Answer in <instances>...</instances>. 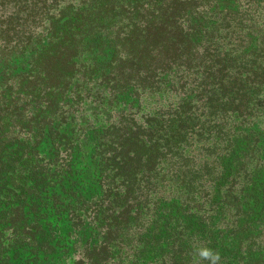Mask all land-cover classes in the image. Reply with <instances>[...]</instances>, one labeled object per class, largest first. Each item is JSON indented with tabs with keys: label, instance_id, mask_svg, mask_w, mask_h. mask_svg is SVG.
<instances>
[{
	"label": "trees",
	"instance_id": "trees-1",
	"mask_svg": "<svg viewBox=\"0 0 264 264\" xmlns=\"http://www.w3.org/2000/svg\"><path fill=\"white\" fill-rule=\"evenodd\" d=\"M201 246L264 264V0H0V264Z\"/></svg>",
	"mask_w": 264,
	"mask_h": 264
},
{
	"label": "clouds",
	"instance_id": "clouds-1",
	"mask_svg": "<svg viewBox=\"0 0 264 264\" xmlns=\"http://www.w3.org/2000/svg\"><path fill=\"white\" fill-rule=\"evenodd\" d=\"M198 257V259H197ZM220 254L207 246L195 249L193 264H200V261H208L209 264H220Z\"/></svg>",
	"mask_w": 264,
	"mask_h": 264
}]
</instances>
